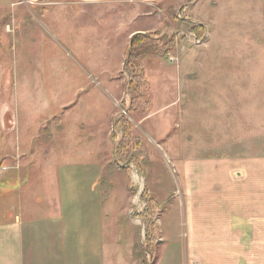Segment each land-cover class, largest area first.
<instances>
[{"label": "rangeland", "instance_id": "rangeland-1", "mask_svg": "<svg viewBox=\"0 0 264 264\" xmlns=\"http://www.w3.org/2000/svg\"><path fill=\"white\" fill-rule=\"evenodd\" d=\"M255 156L264 0H0V220L61 206L72 264H108L113 223L117 264H155L189 169Z\"/></svg>", "mask_w": 264, "mask_h": 264}, {"label": "crops", "instance_id": "crops-1", "mask_svg": "<svg viewBox=\"0 0 264 264\" xmlns=\"http://www.w3.org/2000/svg\"><path fill=\"white\" fill-rule=\"evenodd\" d=\"M224 161L228 162L222 159L198 161L203 168H196L195 173L189 169L184 184L188 188L185 194L181 192L179 204L172 207L177 217L171 227L175 228V234L183 237L184 246L178 247L182 252L176 254L174 248L171 254H160L155 264H264V157L247 158L235 166ZM214 162L224 163L219 164L218 170L213 168ZM18 209L19 214L0 220V264H43L42 261H46L44 264H72L68 244L72 238L79 239V232L76 233L70 223H64L67 214L63 213V208L58 209V220L45 217L41 222L37 218L41 207L21 204ZM57 222L60 225L56 227ZM42 227L48 240L45 244L49 246L51 240H59L60 252L57 250L52 255L49 248L38 252ZM106 237L108 264H117L116 223L112 231L111 225L108 226ZM158 242H166L163 231ZM92 248L91 260H96V249ZM83 251L90 252L88 248ZM131 261L132 256L129 264Z\"/></svg>", "mask_w": 264, "mask_h": 264}]
</instances>
